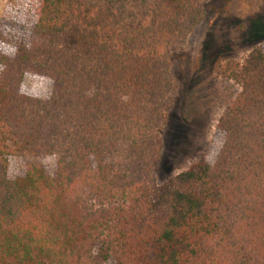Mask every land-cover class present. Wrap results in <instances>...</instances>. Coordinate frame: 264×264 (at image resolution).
<instances>
[{
  "label": "trees",
  "instance_id": "1",
  "mask_svg": "<svg viewBox=\"0 0 264 264\" xmlns=\"http://www.w3.org/2000/svg\"><path fill=\"white\" fill-rule=\"evenodd\" d=\"M205 2L29 0L0 37V264H264L262 48L232 69L207 158L154 179L166 45Z\"/></svg>",
  "mask_w": 264,
  "mask_h": 264
},
{
  "label": "rangeland",
  "instance_id": "2",
  "mask_svg": "<svg viewBox=\"0 0 264 264\" xmlns=\"http://www.w3.org/2000/svg\"><path fill=\"white\" fill-rule=\"evenodd\" d=\"M28 7L29 0H0V37L19 29ZM258 47L264 50V0H206L203 18L187 37L166 45L173 87L159 129L157 185L207 158L217 122L240 91L232 69ZM0 51H10L6 41L0 40ZM50 85L31 74L22 80L24 89L42 97L49 95Z\"/></svg>",
  "mask_w": 264,
  "mask_h": 264
}]
</instances>
